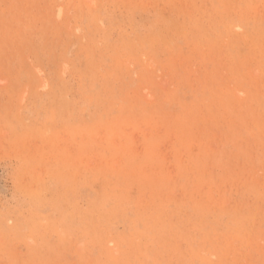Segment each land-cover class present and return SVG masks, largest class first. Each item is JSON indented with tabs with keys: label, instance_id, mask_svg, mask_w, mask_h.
I'll return each mask as SVG.
<instances>
[{
	"label": "rangeland",
	"instance_id": "obj_1",
	"mask_svg": "<svg viewBox=\"0 0 264 264\" xmlns=\"http://www.w3.org/2000/svg\"><path fill=\"white\" fill-rule=\"evenodd\" d=\"M0 264H264V0H0Z\"/></svg>",
	"mask_w": 264,
	"mask_h": 264
}]
</instances>
